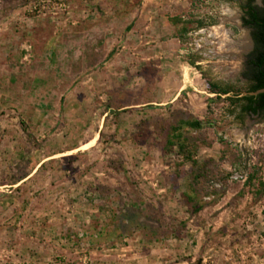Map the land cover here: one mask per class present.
<instances>
[{"label":"rangeland","instance_id":"374dc122","mask_svg":"<svg viewBox=\"0 0 264 264\" xmlns=\"http://www.w3.org/2000/svg\"><path fill=\"white\" fill-rule=\"evenodd\" d=\"M245 1L0 0V264H264Z\"/></svg>","mask_w":264,"mask_h":264},{"label":"trees","instance_id":"16d2710c","mask_svg":"<svg viewBox=\"0 0 264 264\" xmlns=\"http://www.w3.org/2000/svg\"><path fill=\"white\" fill-rule=\"evenodd\" d=\"M243 25L250 29L253 48L247 54L243 77L248 82L245 94L237 97L241 111L247 114L264 115V0L260 4L255 0H246L243 4ZM208 89L216 95H225L232 91L231 87H220L215 82H207ZM237 96V95H236ZM229 97V96H228ZM234 102L233 98H228ZM203 126L199 119H181L172 127V135L167 140L168 146L178 145L181 151H186V144L179 141L183 128L198 129ZM186 152L187 158H190Z\"/></svg>","mask_w":264,"mask_h":264}]
</instances>
